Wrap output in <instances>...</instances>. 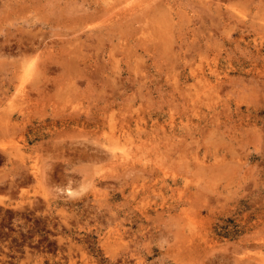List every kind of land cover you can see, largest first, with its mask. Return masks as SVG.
Segmentation results:
<instances>
[{"label": "rangeland", "instance_id": "374dc122", "mask_svg": "<svg viewBox=\"0 0 264 264\" xmlns=\"http://www.w3.org/2000/svg\"><path fill=\"white\" fill-rule=\"evenodd\" d=\"M108 1L0 0V264H264V0Z\"/></svg>", "mask_w": 264, "mask_h": 264}, {"label": "bare ground", "instance_id": "6f19581e", "mask_svg": "<svg viewBox=\"0 0 264 264\" xmlns=\"http://www.w3.org/2000/svg\"><path fill=\"white\" fill-rule=\"evenodd\" d=\"M25 1H26V0H25ZM96 1H97V0H96ZM103 1H104V0H103ZM145 1H146V0H145ZM148 1H149V0H148ZM201 1H202V0H201ZM203 1H204V0H203ZM19 2H20V1H19ZM108 2H111V1L109 0ZM7 3L9 4V1H8ZM96 3H97V2H96ZM150 3H151V1H150ZM152 3H153V2H152ZM152 3H151V4H152ZM155 3H156V1H155ZM203 3H204V2H203ZM109 4H110V3H109ZM112 4L114 5V3H112ZM169 4H170V2H169ZM205 4H206V3H205ZM107 5H108V4H107ZM140 5H141V3H140ZM149 5H150V4H149ZM152 5H154V4H152ZM206 5H207V4H206ZM116 6H117V5H116ZM118 6H119V5H118ZM118 6H117V7H118ZM209 6H210V5H209ZM105 7H108V6H105ZM109 7H110V6H109ZM139 7H140V6H139ZM141 7L144 8L145 6H141ZM209 8H210V7H209ZM29 9H30V8H29ZM114 9H117V8H114ZM127 9H128V8H127ZM144 10H145V9H144ZM113 12H114V11H113ZM34 19H35V18H34ZM34 26H35V25H34ZM42 34H43V33H42ZM37 35H38V34H37ZM12 36H14V35H12ZM17 36H18V35H17ZM38 36H39V35H38ZM42 37H44V35H43ZM31 38H32V37H31ZM31 38L29 37V39H31ZM44 38H46V37H44ZM40 39H41V38H40ZM9 40H10V39H9ZM21 41H22V39H21ZM34 41H35V39H34ZM34 41H33V42H34ZM9 42H10V41H9ZM28 42H29V41H28ZM28 42H27V43H28ZM21 43H22V42H21ZM34 43H35V42H34ZM41 45H43V44H41ZM41 45H40V46H41ZM7 46H8V50L11 49V47H10L9 45H7ZM32 46H33V45H32ZM19 47H20V46H19ZM29 47H30V45H29ZM15 48H16V46H15ZM17 48H18V47H17ZM21 48H22V47H21ZM23 48H24V47H23ZM26 48H27V47H26ZM26 48H24V50H26ZM36 48H37V47H36ZM1 49H2V48H1ZM3 49H4V48H3ZM13 49H14V48H13ZM13 49H12V50H13ZM4 50H6V49H4ZM8 50H6V51H8ZM16 50H17V49H16ZM24 50H23V51H24ZM31 50H32V49H31ZM9 51H10V50H9ZM17 51H18V50H17ZM32 51H33V50H32ZM36 51H37V50H36ZM2 52H3V51H2ZM2 52L0 51L1 54H2ZM27 52H28V51H27ZM3 53H5V52H3ZM11 53H12V51H11ZM31 53H32V52H31ZM37 53H38V52H37ZM51 53H52V52H51ZM1 54H0V55H1ZM14 54H17V55H18V53H14ZM34 54H35V53H34ZM35 55H37V54H35ZM9 56H10V55H9ZM14 57H15V56H14ZM41 57H43V56H41ZM5 58H6V57H5ZM17 58H18V57H17ZM50 58H51V57H50ZM52 58H53V57H52ZM52 58H51V59H52ZM19 59H20V58H19ZM45 59H46V58H45ZM46 60H47V59H46ZM58 61H59V60H58ZM47 62H48V61H46L45 63H47ZM52 63H53V62H52ZM43 66H44V65H43ZM50 66H53V65H50ZM45 67H47V66H45ZM53 67H55V66H53ZM58 67H59V66H58ZM58 67H57V68H58ZM42 68H44V67H42ZM48 68H49V66H48ZM44 69H45V68H44ZM44 69H43V70H44ZM54 69H55V68H54ZM62 69H63V68H62ZM48 70H49V69H48ZM52 70H53V69H52ZM57 70H58V69H57ZM45 71H46V70H45ZM98 117H99V116H98ZM104 118H105V117H104ZM115 119H116V118H115ZM115 119H114V120H115ZM96 124H97V123H96ZM116 124H117V123H115V126H116ZM122 124H123V123H122ZM115 131H116V130H115ZM119 132H120V131H119ZM176 137H177V136H176ZM114 142H115V141H114ZM122 143H123V142H122ZM118 144H120V143L118 142ZM103 145L106 146L105 144H103ZM147 145H148V144H147ZM101 146H102V145H101ZM112 146H113V145H112ZM150 146H151V145H150ZM141 147H142V146H140L139 148L141 149ZM146 147H147V146H146ZM117 148H118V147H117ZM150 148H151V147H150ZM105 149H106V148H105ZM105 149H103V150H105ZM107 149H108V148H107ZM112 149H113V148H112ZM114 149H115V148H114ZM114 149H113V151H115ZM119 150H120V149H119ZM146 151H147V150H146ZM115 152H116V151H115ZM118 152H119V151H118ZM9 153H10V151H9ZM110 153H111V151H110ZM122 153H123V152H122ZM94 154H95V153H94ZM120 154H121V153H120ZM124 154H125V153H124ZM132 154H133V153H132ZM137 154H138V152H137ZM139 154H140V153H139ZM139 154H138V155H139ZM7 155H8V154H7ZM126 155H127V154H126ZM124 156H125V155H124ZM127 157H128V156H127ZM131 157H132V156H131ZM135 157H136V156H135ZM128 158H129V157H128ZM124 159H125V158H124ZM124 159H122V160H124ZM137 159H138V158H137ZM129 160H131V158H129ZM123 162H124V161H123ZM125 162H126V161H125ZM129 162H130V161H129ZM118 163H119V162H118Z\"/></svg>", "mask_w": 264, "mask_h": 264}]
</instances>
